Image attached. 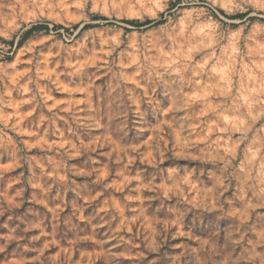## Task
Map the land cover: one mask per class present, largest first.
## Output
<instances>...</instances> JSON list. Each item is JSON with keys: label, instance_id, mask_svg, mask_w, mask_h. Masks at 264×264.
Returning a JSON list of instances; mask_svg holds the SVG:
<instances>
[{"label": "rangeland", "instance_id": "374dc122", "mask_svg": "<svg viewBox=\"0 0 264 264\" xmlns=\"http://www.w3.org/2000/svg\"><path fill=\"white\" fill-rule=\"evenodd\" d=\"M0 264H264V0H0Z\"/></svg>", "mask_w": 264, "mask_h": 264}, {"label": "trees", "instance_id": "16d2710c", "mask_svg": "<svg viewBox=\"0 0 264 264\" xmlns=\"http://www.w3.org/2000/svg\"><path fill=\"white\" fill-rule=\"evenodd\" d=\"M39 30H47L46 27L39 26V27H33L31 30H29L24 37H27L29 34H31L34 31H39Z\"/></svg>", "mask_w": 264, "mask_h": 264}, {"label": "clouds", "instance_id": "9594fccd", "mask_svg": "<svg viewBox=\"0 0 264 264\" xmlns=\"http://www.w3.org/2000/svg\"><path fill=\"white\" fill-rule=\"evenodd\" d=\"M165 211H168V209H165ZM194 219H195V216H194ZM157 250H158L157 248L149 247V251H157Z\"/></svg>", "mask_w": 264, "mask_h": 264}]
</instances>
